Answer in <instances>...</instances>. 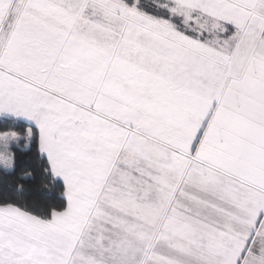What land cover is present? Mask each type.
I'll use <instances>...</instances> for the list:
<instances>
[{
    "label": "snow or ice",
    "instance_id": "6c2138e0",
    "mask_svg": "<svg viewBox=\"0 0 264 264\" xmlns=\"http://www.w3.org/2000/svg\"><path fill=\"white\" fill-rule=\"evenodd\" d=\"M0 264H264V0H0Z\"/></svg>",
    "mask_w": 264,
    "mask_h": 264
}]
</instances>
